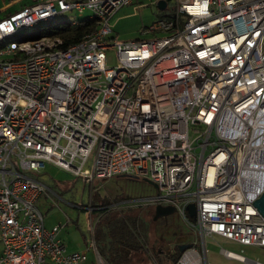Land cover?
Instances as JSON below:
<instances>
[{"label":"built area","instance_id":"built-area-1","mask_svg":"<svg viewBox=\"0 0 264 264\" xmlns=\"http://www.w3.org/2000/svg\"><path fill=\"white\" fill-rule=\"evenodd\" d=\"M131 1L0 0V264H87L86 251L67 252L61 224L44 226L46 163L90 185L150 180L147 201L174 207L201 239L174 264H208L205 237L264 248L252 205L264 193V0H166L151 27L163 36L109 44L111 16ZM86 10L94 26L69 45L59 34L23 39ZM78 206L91 264H108L98 218Z\"/></svg>","mask_w":264,"mask_h":264},{"label":"rangeland","instance_id":"rangeland-1","mask_svg":"<svg viewBox=\"0 0 264 264\" xmlns=\"http://www.w3.org/2000/svg\"><path fill=\"white\" fill-rule=\"evenodd\" d=\"M159 1L132 0L121 6L110 18L113 32L108 43L130 42L163 36L164 33L161 31L151 29L158 19L165 16L169 7L168 4L166 9H161L158 6ZM0 5H2L1 2ZM90 16L91 12L88 10L83 13L66 11L57 14L56 20L72 23ZM116 63L115 49L107 50V66H114ZM38 177L46 186V191L38 197L36 203L43 215L45 226L51 228L54 224H61V236L64 243L71 250L86 251L87 264L95 261V253L93 249L87 251V244L91 238L87 231L83 209L78 206L79 204L90 206L92 214L98 218V221L105 215L137 216L142 225V230L139 231L146 239L148 254L151 253L152 246L159 247L165 252H172L175 245L194 240L197 241V247L201 249L199 235L186 224L177 212L154 218L155 205L150 204L147 200L156 195L157 188L143 177L136 179L125 175L113 176L95 180L90 185L84 183L82 178L74 177L50 163H46L45 169ZM204 245L207 248L208 264H240L225 260L220 255L221 249L240 254L248 260L257 259L264 263L263 247L224 242L219 236L205 237ZM148 256L150 261L155 263L153 256L150 254ZM243 264L252 263L243 262Z\"/></svg>","mask_w":264,"mask_h":264},{"label":"trees","instance_id":"trees-1","mask_svg":"<svg viewBox=\"0 0 264 264\" xmlns=\"http://www.w3.org/2000/svg\"><path fill=\"white\" fill-rule=\"evenodd\" d=\"M76 26L58 20L41 23L25 31L23 39L59 34L64 37L66 46L77 41L85 31L93 28L94 23L90 19L84 18ZM98 223L96 228L97 248L108 264H144V262L146 264H174L181 254L178 244L175 245L172 252H165L159 247L152 246L151 252L155 263L151 262L147 247H145L146 239L142 236L144 240H141L139 236L142 225L137 216L105 215Z\"/></svg>","mask_w":264,"mask_h":264},{"label":"water","instance_id":"water-1","mask_svg":"<svg viewBox=\"0 0 264 264\" xmlns=\"http://www.w3.org/2000/svg\"><path fill=\"white\" fill-rule=\"evenodd\" d=\"M158 6L161 9H166L167 6V1L166 0H160L158 2ZM131 178H135V177H131ZM150 184H153L150 180L146 179ZM155 187L156 185L153 184ZM254 207H257V210L261 213V215L264 217V193L252 204ZM175 209L172 206H163V205H156L155 206V215L154 218H157L159 216H164L167 214H170L172 212H174ZM187 214L189 215V217H191L193 220L196 219V207L193 203L189 204L187 206ZM190 244L189 243H179L178 244V248L179 250L182 252L184 249H186L187 247H189Z\"/></svg>","mask_w":264,"mask_h":264},{"label":"crops","instance_id":"crops-1","mask_svg":"<svg viewBox=\"0 0 264 264\" xmlns=\"http://www.w3.org/2000/svg\"><path fill=\"white\" fill-rule=\"evenodd\" d=\"M39 178V177H38ZM40 179V178H39ZM38 200V199H37ZM37 203V202H36ZM54 225H58V224H54ZM53 225V226H54ZM44 226H45V224H44ZM52 226V227H53ZM46 227V226H45ZM47 228V227H46ZM62 229V228H61ZM140 234H141V232H140ZM142 235V234H141ZM143 236V235H142ZM59 237L63 240V238H62V236H61V230H60V232H59ZM222 241H224V242H226V241H228V242H232V243H234L233 241H230V240H227V239H225V238H223V237H219ZM64 241V240H63ZM236 243V242H235ZM236 244H238V243H236ZM66 245V244H65ZM1 249V248H0ZM66 250H67V252H79V251H84V250H71V249H69V247L66 245ZM152 253V252H151ZM236 254V253H235ZM220 255L221 256H223L224 258H225V260H231V261H234V262H237V263H240V264H243V262H245V263H252V264H254L253 262L254 261H256V260H248L247 258H245L244 256H242V255H240V254H237V255H240V256H242L241 258L242 259H236V258H229V257H225L221 252H220ZM246 259V260H245ZM257 261H259L260 262V260H257ZM260 264H264L263 262L261 263L260 262Z\"/></svg>","mask_w":264,"mask_h":264},{"label":"bare ground","instance_id":"bare-ground-1","mask_svg":"<svg viewBox=\"0 0 264 264\" xmlns=\"http://www.w3.org/2000/svg\"><path fill=\"white\" fill-rule=\"evenodd\" d=\"M140 40V39H139ZM122 209V208H121ZM132 209V208H131ZM160 252V251H159ZM162 252V251H161ZM232 257L236 258V259H242L240 255L237 254H233ZM246 260V259H245Z\"/></svg>","mask_w":264,"mask_h":264},{"label":"flooded vegetation","instance_id":"flooded-vegetation-1","mask_svg":"<svg viewBox=\"0 0 264 264\" xmlns=\"http://www.w3.org/2000/svg\"><path fill=\"white\" fill-rule=\"evenodd\" d=\"M167 5H168V3H167Z\"/></svg>","mask_w":264,"mask_h":264}]
</instances>
